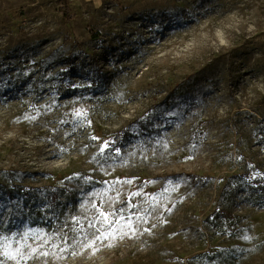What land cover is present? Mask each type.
<instances>
[{
    "label": "rangeland",
    "instance_id": "374dc122",
    "mask_svg": "<svg viewBox=\"0 0 264 264\" xmlns=\"http://www.w3.org/2000/svg\"><path fill=\"white\" fill-rule=\"evenodd\" d=\"M0 264H264V0H0Z\"/></svg>",
    "mask_w": 264,
    "mask_h": 264
},
{
    "label": "trees",
    "instance_id": "16d2710c",
    "mask_svg": "<svg viewBox=\"0 0 264 264\" xmlns=\"http://www.w3.org/2000/svg\"><path fill=\"white\" fill-rule=\"evenodd\" d=\"M63 13V16H64V18H65V20H68V14L67 13H64V12H62ZM10 192H8V194H9Z\"/></svg>",
    "mask_w": 264,
    "mask_h": 264
},
{
    "label": "snow or ice",
    "instance_id": "6c2138e0",
    "mask_svg": "<svg viewBox=\"0 0 264 264\" xmlns=\"http://www.w3.org/2000/svg\"><path fill=\"white\" fill-rule=\"evenodd\" d=\"M105 219H107V217H105ZM5 255H8V256H10L11 257V253H5Z\"/></svg>",
    "mask_w": 264,
    "mask_h": 264
}]
</instances>
